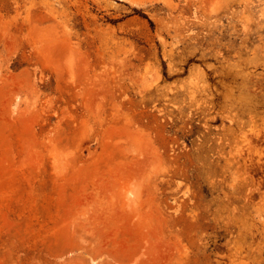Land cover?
Returning a JSON list of instances; mask_svg holds the SVG:
<instances>
[{
  "label": "rangeland",
  "instance_id": "obj_1",
  "mask_svg": "<svg viewBox=\"0 0 264 264\" xmlns=\"http://www.w3.org/2000/svg\"><path fill=\"white\" fill-rule=\"evenodd\" d=\"M0 264H264V0H0Z\"/></svg>",
  "mask_w": 264,
  "mask_h": 264
}]
</instances>
